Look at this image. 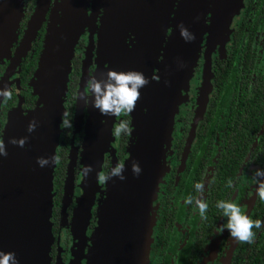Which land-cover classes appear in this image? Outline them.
<instances>
[{"label": "water", "instance_id": "1", "mask_svg": "<svg viewBox=\"0 0 264 264\" xmlns=\"http://www.w3.org/2000/svg\"><path fill=\"white\" fill-rule=\"evenodd\" d=\"M51 1L38 0L23 43L11 58L8 73L1 81L0 88L9 87L12 67L21 68V60L31 49L38 30L46 19ZM94 1L93 16L96 18L94 12L98 11L99 0ZM64 2L67 6L57 18L54 32L52 33L51 26L53 20L47 28L44 48L29 82L33 94L37 96L35 107L24 109L25 99L20 94L18 104L8 113L2 133L8 155L0 157V252L15 253L19 264H50V251L54 242L51 215L56 164L42 168L38 165L37 158L57 154L75 45L85 28L90 26L92 30L95 25V21L88 17L87 8L82 6V0ZM150 2V13L146 24L144 27L142 25L137 34L134 52L122 59L121 55L119 59L111 60L106 65L113 52V20L117 17V11L123 7L124 0H118L109 13L107 0H104V60L98 65L95 74L100 78V73H106L110 68L118 71L139 70L149 78L150 83L140 89L141 97L131 113L134 130L128 149L129 157L124 162L126 179H110L104 191L106 196L100 202L97 226L92 234L94 253L88 264H146L154 223L151 211L158 196L159 182L165 173L164 160L171 144L182 88L187 84L197 63L205 35L208 46H211L212 25L216 26L214 33L223 32L229 28L234 15L243 6V0ZM23 12L24 0H0V35L3 25L9 24L5 41L0 47V61L4 56L11 57V46L17 37L16 29ZM208 14L211 15L210 22L206 23ZM181 23L195 33V41L186 42L181 37ZM100 38L101 33L99 42ZM121 60L124 62H120ZM90 61V52L87 51L75 111V133L84 123L85 104L79 96L87 84ZM153 75L160 76L161 79L156 81L152 79ZM210 87L211 60L207 57L203 97L199 105L201 111L206 106ZM2 100L3 97H0V108ZM88 111L82 164L83 168L92 165L93 171L82 181L83 194L79 197L72 224L73 235L79 240H84L86 236L91 208L99 191L97 174L102 170L104 154L108 150L116 120L115 116L101 115L91 104ZM33 119L37 120L38 127L29 133L28 124ZM24 136L29 137L25 147L8 143L12 137L19 139ZM78 157L79 146L73 140L65 179V200L74 192V169ZM133 161L141 166L142 171L138 176L132 172ZM73 257L71 264H82L83 256H78L75 250Z\"/></svg>", "mask_w": 264, "mask_h": 264}, {"label": "flooded vegetation", "instance_id": "2", "mask_svg": "<svg viewBox=\"0 0 264 264\" xmlns=\"http://www.w3.org/2000/svg\"><path fill=\"white\" fill-rule=\"evenodd\" d=\"M58 2L51 1L31 49L21 60V68L12 67L8 84L13 95L10 100L1 101L0 121H3L0 123V140L8 113L18 104L19 95L24 91L23 62L33 54H37L38 60ZM94 3V0H87V14L95 21V25L92 30L87 26L80 35L72 58L69 80L75 89L73 119L87 51L91 56L87 80L95 74L100 60L99 36L104 22V0H99L98 11L94 12L96 18L93 16ZM37 4L38 0H24V14L16 29L17 37L11 46V57L0 61V83L8 73L11 58L23 43ZM120 10L113 20L114 27L118 23ZM132 37L136 43V37ZM206 49L211 57V87L206 106L201 111L199 105L203 97V58ZM184 95L185 99L175 116L171 145L166 151L168 169L151 211L154 223L146 264H264V227L253 228L256 233L254 243L236 242L228 229L225 228L223 233L218 231L220 226L227 223V217L216 207L220 200L232 201L240 205L242 211L253 220L264 221V201L256 194L258 185L254 178L255 169H264V0H243V6L229 28L219 33L211 30V46H204L189 90ZM66 102L69 108L72 102L68 99ZM88 107L85 106L84 123L77 133H74V127L62 129L61 133L65 138L74 137L75 144L80 147L74 169L72 197L65 200L66 176L61 193L55 191L54 187L51 264H71L73 250L77 242L79 244V239L73 235L72 224L79 197L83 194L82 152L86 140ZM23 108H27L25 100ZM121 120L132 122L131 113L118 116L114 127ZM130 143L131 136L122 134L119 138L114 137L113 150L105 152L101 172L108 174L118 162L124 163L129 157ZM68 163L69 159L66 172ZM229 180L233 182L232 187L228 186ZM199 182L204 183L206 189L204 195L209 205L207 220L201 218L194 203H185L189 195H199L195 190V184ZM106 187L107 182L100 184L91 208L85 252L90 248L89 237L96 228L98 208L105 197V192L101 190L105 191ZM83 264H86V259H83Z\"/></svg>", "mask_w": 264, "mask_h": 264}, {"label": "clouds", "instance_id": "3", "mask_svg": "<svg viewBox=\"0 0 264 264\" xmlns=\"http://www.w3.org/2000/svg\"><path fill=\"white\" fill-rule=\"evenodd\" d=\"M180 35L186 42H193L196 39L195 33L191 32L183 23L179 25ZM183 66V65H182ZM152 79L159 81L160 76L153 75ZM150 83L148 77L139 70H116L108 69V71L101 72L100 78L96 74L90 76L83 92H80L79 98L84 101L87 108L92 105L98 109L103 116H121V114L132 113L141 97L140 89ZM13 92L11 87L5 86L0 88V97L3 101L10 100ZM94 97V99H92ZM132 122L128 120H121L118 125L112 128V135L115 138L121 137L122 134L132 136L134 128L131 126ZM38 127L37 120L33 119L29 122L27 131L32 133ZM71 113L67 110L62 114V129H72ZM29 137L24 136L19 139L16 137L10 138L8 143L25 147ZM8 155L5 141L0 140V157ZM59 154H54L48 157H38L37 163L40 167H46L51 164L60 163ZM125 163L118 162L108 174L99 172L98 183L104 184L113 177H119L121 180L126 179L124 175ZM82 175L86 178L92 171V165H86L81 170ZM142 169L137 161L132 163V172L137 176L141 173ZM254 178L256 180V194L258 198L264 201V169L257 168L254 170ZM228 186L232 187V180L228 181ZM195 190L199 194L196 197L189 195L185 203L188 205L195 204L199 210V215L202 219L207 220L208 203L205 198V185L202 182L195 184ZM216 207L222 210L223 216L227 217V223L220 226L218 231L223 233L224 229H228L232 239L239 243H254L256 233L253 228L260 229L264 227V221L260 219L253 220L249 215H246L240 205L228 200H220L217 202ZM0 264H19L18 258L13 252H0Z\"/></svg>", "mask_w": 264, "mask_h": 264}, {"label": "rangeland", "instance_id": "4", "mask_svg": "<svg viewBox=\"0 0 264 264\" xmlns=\"http://www.w3.org/2000/svg\"><path fill=\"white\" fill-rule=\"evenodd\" d=\"M62 2H64V0H59V2L56 3V7L58 8V5L61 4ZM81 3H82V6L84 5V7L87 8V12H88L87 0H82ZM150 8H151L150 0H124V6L120 10V12H119L120 15L117 18L118 23H117L116 27H114V33H113V36H112V43H111V48H112L113 52H112V54H110V58L108 60V63L111 60L119 59V57H121V55H122V57H121V59H122L123 57H128L130 54H132L134 52L136 43H135V38L132 37V35H134L137 38V34H138L140 28L142 27V25H143V27L145 25L146 18L148 17V15L150 13ZM240 10H239V12H240ZM54 13L56 14V11H54ZM210 17H211V15L208 14L207 18H206L207 19L206 23L210 22ZM204 46L208 47L207 36L206 35H205V37H204V39H203V41L201 43V48L199 50V57L203 53ZM6 57L7 56H4L2 58V60L4 58H6ZM199 57L197 59V63L193 67V71L191 72L190 76L188 77L187 84L182 88L181 98H180L181 100H180V103H179L178 106H180V104L185 99L184 92L185 91L187 92L189 90L190 81H191V79H192V77L194 75L195 67L199 64ZM207 57H210V55L208 54V49H206L205 57L203 58L204 59V64H203L204 65V69H205V64H206ZM161 59H162V56L160 57V60ZM210 60H211V57H210ZM120 62H124V61L121 60ZM178 111H179V109H178ZM175 116H176V114H175ZM116 120H117V117H116ZM116 120H115V122H116ZM113 127H114V125H113ZM173 127H174V125H173ZM113 139H114V136L112 135L111 140H110V142L108 144V150L107 151L113 150V148H112ZM104 157H105V154H104ZM166 157H167V155H166ZM166 157H165V160H164L165 173L167 172V169H168V166L166 164ZM165 173H164V175H165ZM164 175H163V177H164ZM163 177H162V180H163ZM162 180L159 182L158 187H160V183L162 182ZM98 189H100V184L99 183H98ZM101 191L104 192V189H102ZM105 196H106V194H105ZM53 201H54V198H53ZM87 226H88V224H87ZM87 240H88V237L84 236V240H79V244L77 242L76 248L74 249L75 253H77L78 256H82V254H83V259H86V264H88L89 254H90V252H91V250L93 248V238H92V236L89 237V240H91L90 248H89L88 252H85L84 246H85V243H86ZM72 261H74V257H72L71 263H72ZM50 264H51V253H50ZM82 264H83V260H82Z\"/></svg>", "mask_w": 264, "mask_h": 264}, {"label": "trees", "instance_id": "5", "mask_svg": "<svg viewBox=\"0 0 264 264\" xmlns=\"http://www.w3.org/2000/svg\"><path fill=\"white\" fill-rule=\"evenodd\" d=\"M42 50H41V52H42ZM41 52H40V54H41ZM39 57H40V55H39ZM38 61H39V58L37 60V54L36 55L33 54V56H31V57L29 56L23 62L22 78H23L24 91H22V96L25 99V107H27L26 109L34 108L36 101H37V96L33 94V89L30 86L29 82H30L32 76L34 75V73L37 69ZM74 98H75V89H73L72 83L69 80L68 92H67V96L65 98V107H66V110L71 113L73 125H74L73 120L75 121V119H73V117H74V114H73ZM67 99L72 102L69 108H68L67 102H66ZM71 107H72V109H71ZM2 121H0V123ZM73 140H75L74 137L65 138V136H63V135L60 136V143H59V146L57 148V154H59L61 159H60V163L56 164V168L54 171V187H55V191H57L58 193L62 192L64 178H65V176H67L66 162L69 159V163H70L69 154H70V150L72 147V141ZM67 154H68V157H67ZM69 163H68V169H69ZM64 188H65V182H64ZM262 261H264V254L262 256Z\"/></svg>", "mask_w": 264, "mask_h": 264}, {"label": "bare ground", "instance_id": "6", "mask_svg": "<svg viewBox=\"0 0 264 264\" xmlns=\"http://www.w3.org/2000/svg\"><path fill=\"white\" fill-rule=\"evenodd\" d=\"M117 1H118V0H107V4H108V13L110 12L111 8L114 7V6L116 5ZM66 6H67V5L65 4V2H62L61 4L58 5V8H57V10H56L55 17L53 18V21H54V22L51 24V26H52V33H53L54 30H55V27H56V24H57V21H56L57 18H59V15L61 14L62 9H64ZM211 8H212V4H211ZM105 24H106V19H105V17H104V25H105ZM8 25H9L8 23H5V24L3 25V30H2V33H1V35H0V40H1L0 47H1V45H2V42L5 41V33H6V30H7ZM104 25H103V27H104ZM215 29H216V26H215V25H212L211 30H212V31H215ZM102 31H103V29H102ZM103 36H104V32H101V38H100V60H99V64H102V63H103V60H104V59H103V54H102V42H103ZM52 42H53V41H52ZM52 42L50 43V45L52 44ZM144 45L146 46L147 43H144ZM144 49H145V48H143L142 51H144ZM96 75H97V74H96ZM98 76H99V75H97V77H98ZM98 78H99V77H98ZM113 207H114V206H113ZM94 247L96 248V242H95ZM93 253H94V250H93V251L91 250V252H90V254H89V259L92 258Z\"/></svg>", "mask_w": 264, "mask_h": 264}]
</instances>
